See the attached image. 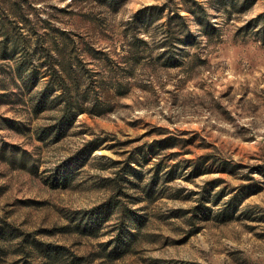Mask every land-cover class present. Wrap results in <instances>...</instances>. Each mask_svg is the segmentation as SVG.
<instances>
[{
	"label": "rangeland",
	"instance_id": "obj_1",
	"mask_svg": "<svg viewBox=\"0 0 264 264\" xmlns=\"http://www.w3.org/2000/svg\"><path fill=\"white\" fill-rule=\"evenodd\" d=\"M245 7L0 0V264H60L36 243L90 264H264V0ZM56 63L102 111L60 132L56 91L39 102ZM110 200L141 219L128 245L118 209L89 219Z\"/></svg>",
	"mask_w": 264,
	"mask_h": 264
},
{
	"label": "trees",
	"instance_id": "obj_2",
	"mask_svg": "<svg viewBox=\"0 0 264 264\" xmlns=\"http://www.w3.org/2000/svg\"><path fill=\"white\" fill-rule=\"evenodd\" d=\"M116 0H110L111 3L115 2ZM255 0H219L220 6H223L224 9L227 10H237L241 8H246L245 4L252 2ZM144 10H141L140 12H142ZM189 11H192L191 9H189ZM149 13H145L143 15V19L148 20V18L150 17L148 15ZM180 15L184 18V15H182L180 13ZM172 33H174L173 27H172V21L168 20L167 22V27H166V31H165V40L167 38H169V35H171ZM136 34V33H135ZM132 35L130 37V40L135 44L138 45V42L140 41H145V38L141 35ZM165 48L166 50L169 48L166 43H165ZM124 50L126 51L124 56H126V53H128L129 51H131L129 49V47L124 46ZM139 60V58H138ZM63 63H56L53 64L51 67H49V70H46V75L49 77L46 87L44 88V91L41 94V99L39 102L42 103V101L47 97L46 92L48 90L49 87H52L55 91H56V97H58L60 99V103L62 104L61 107V111H60V115L57 117V120H59V123L57 124V127L55 128V132H60L65 124L66 127L71 126V124L75 121V119L77 118V116L82 113V112H93V113H100L102 111H98L95 112L94 107L90 106V105H86L88 102V100H86L88 98V91L90 92V84L88 82V84L86 85V87L82 90L81 89V83L80 80L78 78V76L73 73L72 71L62 67ZM35 72L32 71L29 73V78H31V76H34ZM93 74L89 76L90 78V83H93ZM39 103V104H41ZM45 106V105H43ZM128 181H131L130 177L127 178ZM151 192V189H148V193ZM111 204L110 207L103 210V211H97V212H93L90 214L89 219L94 221L96 226L97 224H99V222H101V220L103 218H107L110 213H112V210L114 209H118L122 214L123 217L127 216L128 218V224H130L128 226L129 229V234H125L122 235V231L118 233V237L120 236H125V238H123L122 242L126 245H128L132 239V234H135L134 231L132 230V228H138L141 226V219L139 218L138 215L133 214V210H131L132 214H127L126 213V209L124 208V203H122V201H112L110 200ZM136 202V201H135ZM114 208L111 210V208ZM100 208V206L95 207V209ZM95 209H92V211H95ZM202 211L204 212L205 209L203 208ZM105 214L102 217V214ZM102 217V218H101ZM87 223H85V227H87ZM13 234V230H10ZM34 241H36V239H34ZM34 248H37L38 251H40L41 254L45 255L46 257L50 258L51 260H53L54 263H65V264H83V260H86L85 264H90L93 260H94V256L90 255L89 256H82V255H77L75 254L73 251H71L69 248H67L64 245H51V244H45V243H36L34 245ZM118 248V247H117ZM22 250H27L26 249V245L23 246ZM34 250V249H33ZM31 251V252H35V251ZM116 250V249H115Z\"/></svg>",
	"mask_w": 264,
	"mask_h": 264
}]
</instances>
